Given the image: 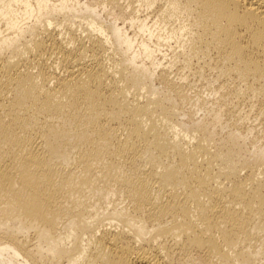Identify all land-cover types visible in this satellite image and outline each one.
Masks as SVG:
<instances>
[{"label": "bare ground", "instance_id": "bare-ground-1", "mask_svg": "<svg viewBox=\"0 0 264 264\" xmlns=\"http://www.w3.org/2000/svg\"><path fill=\"white\" fill-rule=\"evenodd\" d=\"M193 57L264 124V0H0V264H264L263 153L168 103Z\"/></svg>", "mask_w": 264, "mask_h": 264}, {"label": "rangeland", "instance_id": "rangeland-1", "mask_svg": "<svg viewBox=\"0 0 264 264\" xmlns=\"http://www.w3.org/2000/svg\"><path fill=\"white\" fill-rule=\"evenodd\" d=\"M92 1H95V0H92ZM132 5L136 6L137 3L134 2ZM108 9H109V7L107 8V10ZM99 10H100V8H99ZM150 11H148V13H146L144 11V12H140L138 14H140V15H146L147 14V16L149 18L151 17L149 19V20H151L149 22V24L151 25L157 18H155L153 12L151 11L152 12L151 13ZM105 12H106V10L105 11L100 10L99 15H100V18L102 21L107 22L109 19H111L112 16L107 15ZM114 12L116 14H118V17H120L118 21L120 24H122L123 17L120 15L121 14L120 10L114 9ZM150 13H151V15H150ZM127 20L128 19H126L124 22L125 29H127V32H129V34L131 33L130 35L134 34L133 32H136V37L140 41L141 38L139 37L140 35H139L137 29H135L136 27L135 26L130 27L128 25ZM152 29H153V27H152ZM150 43H153L152 46H155V44H156L154 39L152 41H150ZM116 50L118 51L119 49L117 48ZM130 53L131 52L126 53L124 56H122L123 59H125L128 55H130ZM155 55L157 56V57L155 56V59H154L156 62H154V60L152 61L151 59L150 60L145 59L143 54H140V53L138 54L137 59H136L137 63L144 62L146 67L147 66L153 67L152 64L155 63L156 67L154 68V70H155L156 75H154V77L158 76L159 73H157V72L159 71V69L161 70V68L163 67V64L160 65L158 63L159 62L164 63L163 61H165V60H167V61L171 60L170 59L171 54H168L169 55L168 59L166 56V58L164 60L161 59L162 55L159 54L158 52H156ZM118 57H121V56L118 55ZM172 59H173V57H172ZM176 60H178V59H176ZM149 61H150V63H149ZM194 63L195 64L197 63V59L195 62V58L193 59V64ZM195 64L191 65V69H189V68L184 69L181 66V62L178 61L177 64H175L176 65L175 68L173 67L174 70H173L172 74L176 73V75L178 74V72H182L184 70H185V72H187L189 74L190 71L193 69V71H191L193 73L189 74L190 76H188V74H184V75H182V73L180 74V75L184 76V78H186V79H183L181 76V81L184 82L185 80L187 81L189 79L187 81L188 83H190L189 85L186 81L184 82V83H187V85H188L187 89H185V90H186V93H188L187 95H188L189 99L186 100V102H184L185 104H182V103H180V101L175 100L174 98H171V97H169V101H168V103H176L177 104V113L175 115V119H177L178 123L180 124L179 126L177 125L178 130L180 132H182V130L189 131L193 127L200 125V126H202V129H204L206 132L207 131L211 132L214 138L222 137V138L234 140L241 147V150H242L241 155H244V157L256 158V156L259 155L260 153H263V155H264V128H263L264 124H261L262 122H259L261 120H260V118H258L257 114L253 115L255 113V111L257 110V108L255 106L251 105L250 101H249V104L253 108L248 103H246V102H248V99H245L244 96H241V97L245 100H241L242 98H240V97L239 98H237V97L232 98L235 101H237V99L238 100L240 99L239 101L241 103L238 102V107H237L238 109H240V111L238 110L240 113L239 114L240 117L234 124H230V121L227 120L226 115L223 114V112H222L223 108L222 109L220 108L219 99H218L219 93L213 90L214 85L218 84V81H219L218 77L215 78V76H217V71L215 74L214 70H216V69L211 68L209 70V67H202V66L200 67V66H198V64H196V65ZM177 65H178V68L180 70L178 68L176 69ZM195 67L196 68L200 67V68L196 69ZM181 69H183V70L181 71ZM204 69L205 70L207 69L206 70L207 72H205ZM196 70H199V71L197 72ZM200 70L204 71L206 73V74H204V72L202 73V74L206 75L205 78L208 76L207 78H209V77H211V79L215 78L214 80L217 79L218 81L217 82L214 81V83H215L214 84L213 80L212 81H210V79H204L207 81L202 80V77L204 78V76L201 75ZM210 72H211V76H210ZM212 72L214 73V77H213ZM199 74L202 77L199 76ZM192 75H195L194 77H197V79L193 78ZM177 76L180 77L179 74ZM187 77H192L193 79L187 78ZM198 78H200V79L198 80ZM153 79L154 80H153L152 86H154V88H156V89H160L161 84L159 83L158 80H156L157 78H153ZM208 82L209 83L211 82L210 86H209ZM144 90L145 89H143V91ZM243 101H246V102L242 103ZM179 103H180V105H179ZM251 108L253 110H251ZM249 109L251 110V112L249 111ZM252 112H253V114H252ZM256 118H257V120H256ZM244 172L245 171L243 170L242 173H244ZM110 207H111V205H109L107 209L109 210ZM255 243L257 245L258 250L260 251V255H258V256L262 257L260 263H263L264 262V242L259 241V242H255Z\"/></svg>", "mask_w": 264, "mask_h": 264}]
</instances>
